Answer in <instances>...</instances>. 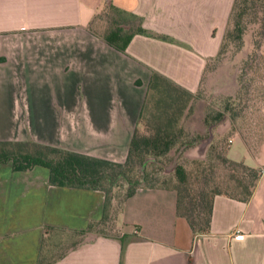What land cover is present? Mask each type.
<instances>
[{
  "label": "crops",
  "instance_id": "obj_1",
  "mask_svg": "<svg viewBox=\"0 0 264 264\" xmlns=\"http://www.w3.org/2000/svg\"><path fill=\"white\" fill-rule=\"evenodd\" d=\"M233 2L0 0V140L124 161L153 73L195 94ZM107 5L141 17L151 35L136 34L125 51L98 37L90 26ZM242 136L248 152L230 145L228 155L262 169L260 179L248 201L215 196L210 231L194 234L173 187L145 186L124 201L120 236L82 234L52 264H264V136L254 146ZM105 205L101 189L0 163V264H38L53 229L80 233Z\"/></svg>",
  "mask_w": 264,
  "mask_h": 264
},
{
  "label": "trees",
  "instance_id": "obj_2",
  "mask_svg": "<svg viewBox=\"0 0 264 264\" xmlns=\"http://www.w3.org/2000/svg\"><path fill=\"white\" fill-rule=\"evenodd\" d=\"M109 6L127 13L114 5ZM129 15L136 19L135 27L130 25V29H126L119 26L105 35V39L121 51L126 50L136 34L151 35L143 28L141 17ZM252 25H260L264 35V0H234L218 56H223L231 45L238 49L242 48L244 36ZM158 37L168 39L165 36ZM213 60L214 58L208 60L206 70ZM151 92L156 94L158 109L166 117L157 115L159 125L155 130L147 133H140L138 130L134 132L124 161H114L34 140H0V163L10 162L14 170H28L36 165H43L49 168V181L52 184L101 189L106 196L104 216L91 220L87 228L80 233L86 234L92 231L113 235L117 228V217L108 215L107 207L111 200L116 198L113 195L114 187L128 185L123 197L125 201L141 188L140 183L146 181L147 186L153 183V175L148 166L143 168L147 157L154 156L156 160L152 163L163 166L165 158L171 156L177 145L179 148L185 145L183 150L192 148L188 139L182 140L187 133L178 125L181 114L188 104L185 96L190 97L193 94L157 72L153 73L150 81L149 93ZM224 116L223 112L215 115L208 113L204 121L206 125L211 126L220 123ZM200 137L202 136L199 135ZM219 146L218 143L213 142L210 147L211 152L198 158V165L194 169L186 167L181 162L175 166L176 183L173 188L177 192V211L188 219L195 235L210 231L216 195L224 194L248 201L254 194L261 176L259 168L248 165L244 160L229 157L230 145H221L220 151ZM219 161L229 164L233 170L242 169L243 174L235 171L230 174V180L234 182L233 187L238 192L222 190L219 186L208 189L197 185L200 175L205 176L207 172L205 170L208 168L213 170ZM142 180L145 181L141 182ZM121 241L123 248L125 244L123 236ZM52 263L53 261H47L42 253L38 264Z\"/></svg>",
  "mask_w": 264,
  "mask_h": 264
},
{
  "label": "rangeland",
  "instance_id": "obj_3",
  "mask_svg": "<svg viewBox=\"0 0 264 264\" xmlns=\"http://www.w3.org/2000/svg\"><path fill=\"white\" fill-rule=\"evenodd\" d=\"M130 25L136 26L134 17L108 5L95 16L90 29L98 37L105 39V35L119 26L130 29ZM185 97L188 99V104L181 114L178 127H183L187 135L185 134L182 140L188 139L192 148L183 150L185 145L180 148L177 145L171 156L165 158L163 166L152 163L156 160L154 156L147 157L149 160L145 168L148 166L153 175L151 186H175L174 173L177 163L181 162L186 167L194 169L198 165V158L211 152L210 147L213 142L220 146L227 144L247 151L248 147L242 136V133H247L250 146L261 144L264 136V119L259 118L261 115L264 116V35L261 26L252 25L248 29L242 48L238 49L231 45L223 56L214 57L208 65L198 91L193 96ZM159 110L156 104V94L149 93L148 90L136 130L140 133L155 130L159 125L157 115H163ZM218 112L224 113L223 120L211 126L206 125L205 116L208 113L215 115ZM165 117L162 116V118ZM28 122L30 128H36L38 120L29 119ZM199 135L202 137L199 138ZM220 146L219 151L222 149ZM34 167H37L40 172L49 174V168L46 166L36 165ZM205 171H207L206 177L202 174L197 181L200 188L212 189L219 186L222 190L238 192L233 187L234 182L230 180V174L233 171L243 174L242 169L233 170L229 164L219 161L213 170L208 168ZM139 186L145 187L147 182L140 183ZM127 187V184L114 187L113 195L116 198H113L107 207L108 215L117 217V228L113 234L116 236L121 235L119 226L126 225L125 212L128 206L124 207V213L122 209ZM128 227L132 226L128 225ZM86 236L88 235L84 236L73 230L53 229L44 241L43 255L47 261H51Z\"/></svg>",
  "mask_w": 264,
  "mask_h": 264
},
{
  "label": "water",
  "instance_id": "obj_4",
  "mask_svg": "<svg viewBox=\"0 0 264 264\" xmlns=\"http://www.w3.org/2000/svg\"><path fill=\"white\" fill-rule=\"evenodd\" d=\"M153 160H155V158H152ZM149 159H147L146 161H145V165H146V163H147V161H148ZM145 165L143 166V168L145 167Z\"/></svg>",
  "mask_w": 264,
  "mask_h": 264
}]
</instances>
